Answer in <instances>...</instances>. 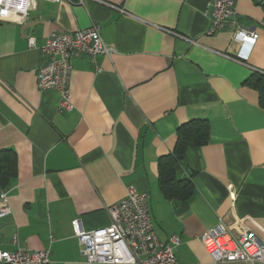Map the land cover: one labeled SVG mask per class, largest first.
Here are the masks:
<instances>
[{
  "label": "crops",
  "instance_id": "0c3cea01",
  "mask_svg": "<svg viewBox=\"0 0 264 264\" xmlns=\"http://www.w3.org/2000/svg\"><path fill=\"white\" fill-rule=\"evenodd\" d=\"M211 0H36L24 14L0 10V149L14 153L0 217V250H48L52 264L86 261L72 221L109 224L110 205L133 186L161 241L179 238V264L215 262L199 235L223 223L264 242V0H237L239 26L258 33L246 59L231 28L208 32ZM92 25L110 54L72 60V108L37 86L44 58L28 45ZM206 121L207 141H189L159 184L158 159L177 129ZM177 179V182H176Z\"/></svg>",
  "mask_w": 264,
  "mask_h": 264
},
{
  "label": "built area",
  "instance_id": "2783aa9c",
  "mask_svg": "<svg viewBox=\"0 0 264 264\" xmlns=\"http://www.w3.org/2000/svg\"><path fill=\"white\" fill-rule=\"evenodd\" d=\"M60 2L61 0H52ZM237 0H211L208 32L231 28L232 40L240 43L237 58L246 59L258 33L245 29L236 20ZM82 3V0H79ZM36 0H0V10L26 14ZM28 45L36 48L44 58L37 68L36 82L41 89L53 88L59 93V108H72L70 75L72 60L81 54L95 57L110 54L112 47L105 43L96 25L72 33L51 32L45 42L36 45L33 37ZM148 194L135 187H127L124 197L109 206L110 222L92 230L81 229L78 220L72 221L73 233L80 252L88 262L112 264H179L174 248L179 243L176 235L161 241L153 227L147 205ZM9 211L6 193H0V217ZM199 239L213 261H247L264 264V242L255 231L247 229L232 235L218 222L199 235ZM0 264H52L48 250H0Z\"/></svg>",
  "mask_w": 264,
  "mask_h": 264
},
{
  "label": "trees",
  "instance_id": "16d2710c",
  "mask_svg": "<svg viewBox=\"0 0 264 264\" xmlns=\"http://www.w3.org/2000/svg\"><path fill=\"white\" fill-rule=\"evenodd\" d=\"M260 77H254L253 83L259 87L260 103L264 106V82L261 84ZM208 125L206 121L191 120L177 129V140L173 151L162 155L158 159L159 184L165 188L168 183H173V165L183 158L185 146L189 141L201 145L207 141ZM15 170L14 153L9 149H0V189L6 188L10 177ZM177 182V179H176Z\"/></svg>",
  "mask_w": 264,
  "mask_h": 264
}]
</instances>
